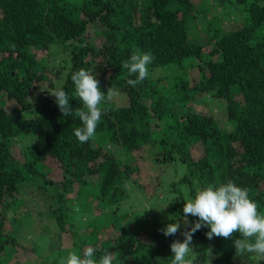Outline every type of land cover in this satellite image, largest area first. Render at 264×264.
Listing matches in <instances>:
<instances>
[{
    "label": "trees",
    "instance_id": "obj_1",
    "mask_svg": "<svg viewBox=\"0 0 264 264\" xmlns=\"http://www.w3.org/2000/svg\"><path fill=\"white\" fill-rule=\"evenodd\" d=\"M226 17L239 23L227 29ZM199 30L205 38H191ZM53 46L70 52L66 75L62 78V65L49 90L33 97L48 80L46 62L37 53ZM134 50L154 56L149 77L135 88L127 84L134 77L121 67ZM79 69L97 75L105 94L112 87L129 99L127 106L103 104L96 135L84 144L74 136L79 119L64 117L50 95L62 87L70 106L81 107L71 80ZM196 69L199 78L191 80ZM155 70L166 73L157 76ZM200 96L227 103L225 124L213 111L194 110ZM198 145L200 158L194 153ZM117 148L131 162L122 165ZM141 150H152L166 169L175 161L187 168L170 187L178 197L166 212L184 219L186 193L194 198L196 187L228 180L248 188L264 212V0H0V264L18 252L7 215L24 206L25 217L31 216L30 190L44 201L39 215L50 218L59 237L71 232L78 254L92 246L97 259L106 250L117 253L114 264H171L170 245L184 237L179 232L165 237L160 229L176 218L145 228L146 243L138 231L104 238L109 229L129 224L128 214L119 215L117 208L128 198L125 183L139 171L133 155ZM85 198L98 202L102 212L96 217H103V224L95 216L83 222L85 209L74 212L72 202ZM197 219L188 217L190 224ZM76 221L91 231L80 233ZM209 230H198L192 240L208 248ZM238 238V233L232 239L214 237L212 260L207 248L198 260L241 264L233 245Z\"/></svg>",
    "mask_w": 264,
    "mask_h": 264
},
{
    "label": "rangeland",
    "instance_id": "obj_2",
    "mask_svg": "<svg viewBox=\"0 0 264 264\" xmlns=\"http://www.w3.org/2000/svg\"><path fill=\"white\" fill-rule=\"evenodd\" d=\"M240 17L237 18L238 21L241 20ZM223 23L227 29H231L235 23L239 22L226 17ZM190 35L191 38H198L199 36L205 38L206 36L203 30H199V34L191 32ZM37 58L38 60H45V64L48 67V71H46L48 80L39 84V88L32 93L33 97L43 95L49 90L50 83L57 79L55 73L62 69V65L65 66V69H62L64 73L62 78L65 77L67 72L65 70H67L70 62V52L68 50L66 51L63 46H53L49 51L37 53ZM155 71V75L157 76L166 73L164 70ZM190 78L191 80H197L199 78V70H191ZM169 84L171 83L168 82L165 85ZM112 102L118 106H127L129 99L126 94L118 91V95L112 99ZM226 107L227 103L222 99L215 98L213 100H203V96L198 97L194 104V110L199 113L208 115L213 111L214 116L223 124H225L224 121L227 116ZM25 146H27V144ZM18 149L20 151V147ZM202 150V145H198L195 148L194 153L197 158L202 157ZM114 152L118 156L122 165L131 162L132 157L126 155V153L120 148L115 149ZM133 156L138 159L137 165H140V168L139 171L134 172L131 175V179L125 183L128 190V198L120 204L119 208H117L119 215L128 214L127 219L129 220V224L126 225L125 223H121L116 230H113L112 228L109 229L106 232V235H104V238L117 236L122 231H138L142 234V241L146 243L148 242V237L144 234V229L147 227L161 226L175 218L177 219L176 222L181 223L183 226L184 219H181L178 214H170L166 212L165 209L169 208L178 197V193L173 189H170V187H172L174 181L179 180V178L185 175L187 168L180 162L175 161L168 167V169H166V165L161 166L155 162L152 150H141L134 153ZM53 170L55 174L59 173L58 165L55 163L53 164ZM158 174L160 175V179L157 178ZM159 183L160 185L158 186ZM156 186L157 191L155 189ZM187 194L188 193H186V200L189 199ZM28 197H30L33 202V204L29 203L31 216L25 217L27 213L24 206H18L19 209L15 206L14 210L16 209V213L14 211H9L7 215V232L17 235L19 243L18 252L9 260V262H7V264H58L61 257H66L69 252H77L76 249L73 248V237L71 232H65L59 237V232L53 227V225H51V223H49L50 218L41 217L39 215V213L42 212V209L43 211L45 209V204L40 193L30 190L28 191ZM69 197L74 198L76 197V194H72ZM83 200L84 201H81V203L71 201L73 203L72 209L74 212L78 213L85 209V217L82 219L83 222L88 221L91 216H95L96 222L98 224H103L105 219L103 217H96L102 212L97 206L98 202H91V200L86 198ZM92 205L93 210H91ZM17 209L18 211L21 210V213L23 212V217L18 216L20 212H18ZM90 211L93 212L89 213ZM2 215L3 208L0 205V216ZM77 219L80 218L77 217ZM81 223V221L75 222V226L79 229L80 233L91 231L90 228L87 229L86 227H83ZM66 228L68 229L69 225H67ZM179 236L182 237L180 232ZM192 246L198 252L194 257L193 262L195 264H202L198 258L203 254V250L207 247L204 248L205 244L196 239L192 240ZM212 246L213 241L209 240V246L206 250L208 253V262L212 260ZM241 258V264H257L251 256L246 255ZM260 264H264V262H260Z\"/></svg>",
    "mask_w": 264,
    "mask_h": 264
},
{
    "label": "clouds",
    "instance_id": "obj_3",
    "mask_svg": "<svg viewBox=\"0 0 264 264\" xmlns=\"http://www.w3.org/2000/svg\"><path fill=\"white\" fill-rule=\"evenodd\" d=\"M154 56L134 50L129 59L121 62V67L127 71V84L133 88L145 81L149 73V65ZM75 86V97L81 102V107L73 109L69 103V96L62 87L55 88L50 95L64 117L74 116L79 119L80 126L74 128V136L79 143L84 144L94 139L96 129L104 115L102 105L111 101L118 91L112 87L105 94L100 89L97 75L85 69H79L71 76ZM199 184V182H196ZM250 190L237 186L233 181L224 183H208L195 189L194 198L184 203V230L179 222L169 223L160 229L165 237L175 236L178 232L184 237L183 241H174L170 245L172 252L171 264H193L198 254L192 246V237L202 228L210 229L206 236L209 240L215 238L234 239L235 254L237 257L251 256L257 264L264 262V212H260V205L249 195ZM198 218L190 224L188 217ZM97 249L89 246L83 249L82 254L69 252L61 257L58 264H114L117 253L106 250L98 259ZM123 264V261H120Z\"/></svg>",
    "mask_w": 264,
    "mask_h": 264
}]
</instances>
